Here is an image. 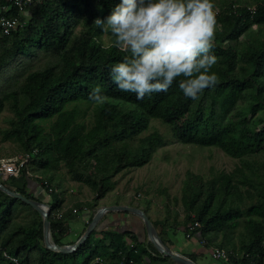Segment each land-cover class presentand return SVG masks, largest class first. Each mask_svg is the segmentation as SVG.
<instances>
[{
    "label": "trees",
    "instance_id": "16d2710c",
    "mask_svg": "<svg viewBox=\"0 0 264 264\" xmlns=\"http://www.w3.org/2000/svg\"><path fill=\"white\" fill-rule=\"evenodd\" d=\"M118 2L43 0L22 30L0 37V114L5 109L12 114L9 127L1 131L2 141L16 143L22 155L36 151L27 168L53 189L63 186L58 175L63 169L70 181L93 194L90 201H74L71 207L62 206L56 192L50 196L51 241L73 244L65 241L72 209L90 214L82 235L99 202L115 189L114 178L151 161L166 143L157 130L148 131L156 120L181 144L215 148L238 160L231 172L206 181L189 176L181 196L184 219L173 223L184 224V230L198 223L205 250L227 251V264H264V43L254 32L258 26L264 29V0L253 7L242 0H213L212 51L218 59L212 70L218 81L195 101L179 89L181 78L167 92L142 100L116 88L108 69L126 53L93 21L106 17ZM96 84L104 103L88 99ZM34 182L39 180L23 176L3 185L35 199L29 186ZM148 204L128 205L148 216ZM61 207L64 213L57 220L54 213ZM151 222L157 229L159 223ZM167 225L163 222L157 234L171 246ZM107 226L103 217L74 252H53L43 245L40 215L0 192V264H14L3 254L17 264H89L94 258L101 259L96 264H174L147 239L140 241L127 230L106 231ZM239 228L243 232L234 238ZM96 233L100 239H94ZM183 256L196 263L202 255Z\"/></svg>",
    "mask_w": 264,
    "mask_h": 264
},
{
    "label": "clouds",
    "instance_id": "9594fccd",
    "mask_svg": "<svg viewBox=\"0 0 264 264\" xmlns=\"http://www.w3.org/2000/svg\"><path fill=\"white\" fill-rule=\"evenodd\" d=\"M93 23L109 31L113 45L125 52L108 69L116 88L142 100L167 92L174 79L184 97L198 100L212 89L218 75L212 70L216 13L213 0H119L110 13ZM88 99L104 103L101 85L91 87Z\"/></svg>",
    "mask_w": 264,
    "mask_h": 264
},
{
    "label": "rangeland",
    "instance_id": "374dc122",
    "mask_svg": "<svg viewBox=\"0 0 264 264\" xmlns=\"http://www.w3.org/2000/svg\"><path fill=\"white\" fill-rule=\"evenodd\" d=\"M260 0H242V4H248L253 7ZM256 39L264 43V29L258 26L254 30ZM243 38V37H242ZM2 77L0 76V80ZM12 114L8 109H5L0 114V160L17 159L22 153L20 147L11 141H2L1 131L8 128V120ZM157 130L165 137V144L158 148L154 153L151 161L141 167L125 170L118 174L114 180L116 181L115 189L108 193L99 204L100 206H114L116 203L122 205H140L144 201H149L148 216L151 221H156L159 226L156 232L160 230L163 222L168 223L165 232H167L178 247H184L189 250L186 243L193 242L185 238L184 224L175 225L173 220L178 222L184 219V212L181 205L182 189L185 181L189 176H198L204 181L214 178L219 173H229L238 164L237 159H233L225 155L215 148H203L192 145H184L176 140H173L166 126L160 124L156 120H151L148 131ZM59 177L63 181V186H59L56 190V197L58 200L65 198L70 205L75 200L81 202H88L92 199L93 194L83 185L70 181L61 169L58 172ZM10 185V184H9ZM12 186V184H11ZM31 193H36L37 198L42 203H48L50 206L54 205V200L38 189V184L31 183ZM13 187V186H12ZM36 198V197H35ZM83 213H78L81 217ZM86 214V213H84ZM88 216L90 214L87 213ZM110 216L111 214H106ZM122 215V214H117ZM70 227H73L70 224ZM106 231L115 230L113 225L105 227ZM243 232L239 228L234 233V238H237L238 233ZM140 238L146 240V236L140 234ZM238 247V239L235 240ZM167 246V244L163 243ZM196 244L200 246L199 242ZM174 252L180 254V250L174 249ZM177 247V248H178ZM170 248V249H171ZM205 248V247H204ZM237 252V251H235ZM183 253V252H181ZM194 254L190 253L189 255ZM181 255V254H180ZM200 260L196 264H212L213 261L210 254L205 251L201 253ZM183 256V255H182Z\"/></svg>",
    "mask_w": 264,
    "mask_h": 264
},
{
    "label": "built area",
    "instance_id": "2783aa9c",
    "mask_svg": "<svg viewBox=\"0 0 264 264\" xmlns=\"http://www.w3.org/2000/svg\"><path fill=\"white\" fill-rule=\"evenodd\" d=\"M42 1L43 0H0V37L8 36L22 30L27 24L28 17L34 11L35 7ZM36 153V151H33L31 154L25 153L17 159L0 160V181L3 183L8 181L10 178H21L23 176L27 179L31 178L39 180L38 189L46 195L51 196L54 192H56V189H53V187L46 181L31 173L27 168L29 163L32 161V157L36 155ZM33 195L36 197L35 199L38 200L37 194L33 193ZM63 213L64 208L61 207L55 211L54 216L57 220H60ZM71 213L75 216L79 213V211L72 209ZM199 227V224L196 222L188 224L184 230L185 238L187 240H196L199 242L200 246L204 248V241L200 239L199 232H197ZM207 252L210 254L213 261L221 264H227L229 260L230 253L223 249L210 248L207 249ZM3 255L6 259L10 260L14 264H17V261L14 258H11L6 254ZM100 262V258H94L89 264H96Z\"/></svg>",
    "mask_w": 264,
    "mask_h": 264
},
{
    "label": "water",
    "instance_id": "95a60500",
    "mask_svg": "<svg viewBox=\"0 0 264 264\" xmlns=\"http://www.w3.org/2000/svg\"><path fill=\"white\" fill-rule=\"evenodd\" d=\"M0 192L12 197L13 199L21 201L40 215L42 219L43 245L50 251L64 254L72 253L87 240L94 230H96L99 222L106 214L126 213L127 215L134 216L142 223L143 231L147 240L163 257L169 258L174 264H196L186 257L174 252L168 246L164 245L161 239L158 237L156 229L154 228L149 217L139 208L124 205L102 206L97 209L90 222L87 224L83 234L73 244L58 246L51 241L50 237L49 214L51 207L48 204L42 203L36 199L25 198L23 195L16 193L4 186L1 181Z\"/></svg>",
    "mask_w": 264,
    "mask_h": 264
},
{
    "label": "crops",
    "instance_id": "0c3cea01",
    "mask_svg": "<svg viewBox=\"0 0 264 264\" xmlns=\"http://www.w3.org/2000/svg\"><path fill=\"white\" fill-rule=\"evenodd\" d=\"M62 201H63L62 206L71 207V205L68 204L65 198H63ZM124 206H129V205H124ZM117 214L118 213H112L110 216L105 215L104 217L106 218V225L108 226L113 225L114 228L117 230H127L130 232H134L139 237L140 241H142V239L140 238V234L143 235L142 223L137 218L135 219L130 215H117ZM88 218L89 217L87 213L86 214L83 213L81 217H78V215L70 217L69 221L67 222L69 225V236L65 239L66 242L76 241L81 236L80 233L83 230L85 223H87ZM70 224H72L73 227H70ZM94 239H100V235L96 233ZM192 241L193 242L189 241L186 243L189 250H186L184 247L176 246L173 240L171 241V246H174V249L177 251L180 250L179 252L181 255H186L190 253L201 255V253H204L206 251L204 248L199 247L196 244V240H192ZM127 243L129 242L127 241ZM171 250L173 249L171 248ZM212 264H221V263L213 262Z\"/></svg>",
    "mask_w": 264,
    "mask_h": 264
}]
</instances>
